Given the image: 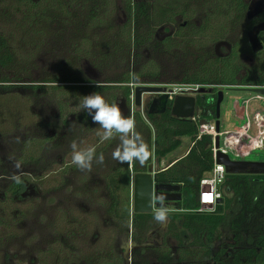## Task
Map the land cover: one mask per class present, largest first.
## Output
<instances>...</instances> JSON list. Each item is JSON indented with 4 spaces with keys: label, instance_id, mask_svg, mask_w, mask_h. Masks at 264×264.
I'll return each mask as SVG.
<instances>
[{
    "label": "rangeland",
    "instance_id": "1",
    "mask_svg": "<svg viewBox=\"0 0 264 264\" xmlns=\"http://www.w3.org/2000/svg\"><path fill=\"white\" fill-rule=\"evenodd\" d=\"M159 1L161 2L150 5L152 11H159L162 6H166L161 3L167 0ZM215 1L187 0L183 5V8L189 12L187 17L182 15L174 17L176 20L173 21L174 23L169 21L149 28L148 24H145L143 29L145 35L151 28L153 41L145 44L140 50H137L132 42L130 48L125 49L124 58L120 56L118 59L114 55L106 58L109 59L108 61H101L103 56L98 55L106 52L105 50L113 49L116 43L123 42L120 27L128 21L129 14L120 0L114 1L113 19L103 22L100 29L83 30L91 40L88 45L91 49L89 55L95 56L94 59L89 56L77 57L68 52L72 49L68 41L79 36L76 35L78 29L66 26L62 20L42 23L41 27L45 31L42 40L45 42L31 48L34 56L30 59L24 50L21 63L24 68L20 72L6 71L9 76H13V81L7 84L0 82V264H10L11 261L13 264H52L55 261L58 264H89L90 262L108 264L102 258L95 261L97 257L107 258L108 253H113L111 254L113 259L118 256L123 258L125 264H127L126 259L128 264H162V261L164 263V260L158 259L154 251L130 253L131 250L128 248L130 242H126L129 230L125 231L123 224L127 227H131L132 224V175L125 168L120 172V185L114 186L113 190L106 187L107 174L116 167L126 164L113 160L111 156L119 145V137L114 136L110 143L108 140L101 142L98 133L102 134L103 129L93 122L86 124L83 118V113L86 111L81 109V102L84 96L94 93L93 87L114 84L112 81L121 79L122 73L127 69L133 73L136 70L143 71L141 81L153 79L155 84L164 85L184 83L182 82L184 77L198 68V57L210 53L224 55L238 39H242L243 44L248 42V50L240 53L242 62L249 65L255 63L256 54L264 46L257 35L260 29H264V22L247 30L240 29V26L236 28L229 26L225 39L205 47L188 45L185 38L182 39L183 41L177 38L179 31L177 32L176 28L179 24L185 23L188 27L184 31L190 33V29H195L201 24L206 10L216 6ZM246 2H248L246 16H253L264 8V0H246ZM8 4H14V1L9 0ZM76 16L77 22L86 23L83 10L78 11ZM18 17L20 15L16 13L0 16V27L6 32L16 31L12 27L18 22ZM168 35L176 37L180 41V47L175 44V48H166L156 44ZM11 36L13 37L12 34ZM7 42L18 45V41L14 38H9ZM12 57V62H20V55L17 54L16 49ZM2 73L0 69V78ZM57 75L83 78L86 82L78 84L79 87L86 88L79 89L76 93L69 92L66 88L69 86L64 85L59 89H44L43 87L56 84L43 80ZM19 77L23 81L34 82H17ZM34 83L44 86H39L41 87L39 89L27 86ZM224 89L226 95L221 106V128L233 130L245 122L242 119L244 100L254 93L230 90L228 87ZM99 94L108 104L112 102L117 104L119 101L118 105L122 110L124 102L121 100L123 95L121 90L106 89L101 90ZM145 96L147 97L148 94ZM256 103L264 107V101L254 100L252 105ZM140 110L147 126L141 127V122H135L136 131L142 135L149 147L150 139L154 140V130L149 125L146 111L142 108ZM122 115L128 117V114L123 112ZM73 140L77 142L78 149L95 147L97 155L103 153L104 164L93 162L90 172L81 171L72 163L70 144ZM191 144V138L185 136L182 138V145L165 157L167 161L160 162L151 153L152 162L159 168L166 166L171 162V158L177 156L175 159H178L183 156ZM235 150L239 156L244 157L243 159L264 161V149L245 154L238 153L239 147ZM31 155L33 158L29 159L28 156ZM230 155L234 158L233 154ZM17 163L20 164L19 168L16 167ZM13 176H22L26 180V189L18 198L9 190V185L14 180ZM110 192L114 195L111 196ZM225 194L227 197H234V193L227 189ZM114 202L118 203V207L112 214L110 210ZM178 207L176 204L175 208ZM239 209L238 199L233 198L232 206L226 212L225 222L217 232L204 236L202 241L205 243L204 247L192 245L193 237L185 230L182 231L186 248L191 251V254L186 255L187 260L180 258L175 239L169 238L170 246L163 247V252L172 247L167 264H221V261L235 264L237 248L232 246L234 240L228 225L230 218ZM70 213L75 215L79 222L83 221L85 226L83 235L73 241V244L69 243L68 238L72 229L71 222L68 221ZM17 218L21 221L16 222ZM168 223L169 219L163 225L155 221L150 236L147 235L148 241L162 242ZM53 225L58 229L61 226L65 239L63 246L59 248L61 243L54 241L56 234ZM144 231V228L140 230L141 236ZM137 243L133 244L137 245ZM122 247H127L128 251L122 253L120 251ZM224 249L226 253L222 255L221 251ZM218 254L222 260L216 259Z\"/></svg>",
    "mask_w": 264,
    "mask_h": 264
},
{
    "label": "trees",
    "instance_id": "2",
    "mask_svg": "<svg viewBox=\"0 0 264 264\" xmlns=\"http://www.w3.org/2000/svg\"><path fill=\"white\" fill-rule=\"evenodd\" d=\"M14 4H8L9 0H0V16L16 13L20 15L17 18L18 22L14 24L12 29L16 31L6 32L3 27L0 30V69L3 71L0 82L7 84L13 81V76H9L7 72L16 70L21 71L24 66L22 55L24 50L29 59L33 57L32 47L40 45L45 41L42 36L45 34L41 27L43 22L62 20L66 26H71L79 36H76L68 41V45L72 47L68 52L77 57L89 56L93 59L95 56H90L91 50L88 46L91 42L83 30H96L102 27V23L108 19H113V12L115 0H11ZM187 0H167L161 4L159 11H152L150 5H155L159 0H120V3L128 12V21L120 27V32L123 42L116 43L113 49L105 50L98 56H103L101 61H108L114 56L118 59L120 56L125 57V49L133 46L140 50L145 44L153 41V33L150 30L145 35V24L148 28L158 26L161 23L174 21L177 15L187 17L189 12L183 8L184 2ZM215 7L206 10L202 17L201 24L195 28L190 29L187 33L184 30L188 27L180 26L178 39L188 41V45L195 44L197 47L210 46L212 43L226 38L227 31L230 27L236 28L240 26L244 29H251L254 24L264 19L260 16L258 18L248 20L246 17V7L248 2L246 0H216ZM5 7H9L8 9ZM4 10L6 13H4ZM85 12L84 19L86 23L80 24L76 21V14L78 11ZM6 21V20H5ZM111 26V25H109ZM108 26V27H109ZM85 30V31H86ZM81 31V32H80ZM41 33V37H39ZM13 35V37L10 35ZM96 34V33H95ZM94 34V35H95ZM9 38H14L18 41V45H12L7 42ZM176 37L169 36L164 41L157 42L158 45H163L166 48H175V44L180 47V41ZM193 38V39H191ZM259 38L264 45V30L259 32ZM238 39L232 45V50L224 55H217L210 53L198 57V68L193 70L189 75L182 80L187 83H201V84H216L226 86H264V46L257 54L255 63L249 65L243 63L240 57L241 51L248 50V42ZM123 44L124 47H123ZM12 45V46H11ZM123 47V48H122ZM17 50L20 55L18 63L12 62V53ZM37 49V48H36ZM124 54V55H122ZM97 56V57H98ZM33 60V59H32ZM30 60V61H32ZM7 71V72H6ZM18 74V73H16ZM144 72L136 70L133 75L128 69L122 73V78L117 80L119 82H128L131 77L138 80L143 76ZM17 76V75H16ZM17 82H34L23 81L18 78ZM48 83L56 84L49 87H43L47 90H54L62 88L61 86H69V92L76 93L79 89L86 87H79L78 83L86 82L83 78L76 76L57 75L52 78L43 80ZM36 82V81H35ZM116 82V81H115ZM138 82V81H137ZM143 82V81H141ZM32 88L39 89L44 85L28 84ZM99 88V87H98ZM126 96L129 97L130 87H126ZM217 95L207 94L204 97H199L198 108L202 110V116L206 118H216V104ZM142 120V118H140ZM149 121L153 126L155 132V154L160 159L166 157L169 153L177 150L182 145V138L189 136L192 144L188 153L176 160L167 170L160 172L157 178L160 182L175 183L183 186V197L180 201V213L172 216L170 224V232H176L180 221V228L188 231L194 238L193 244L196 246H203V238L206 233L216 232L221 224L226 220V212L232 206L233 198H237L240 209L229 220L230 232L233 235L237 248L235 256V264H264V174H246V173H227L223 187L228 191L234 193V197H225L217 205L216 210L212 213L198 212L200 207V193L201 180L208 177L214 168V153L212 149L213 137L211 135H204L198 138V127L192 119L175 118L170 115H163L156 117L149 115ZM47 141H45L46 143ZM27 156V155H25ZM28 156L29 159H32ZM27 159V158H26ZM24 177H20V183L15 180L9 185V190L15 197L22 196L25 191ZM113 196L114 194L110 192ZM16 198V199H17ZM118 203L114 202L111 206L110 213H115ZM67 213V212H66ZM137 218H145L146 223L152 214H136ZM69 222H71L72 229L70 230L69 243L73 244L79 235H83L85 226L83 221L77 220L75 215L68 214ZM118 217V215H117ZM4 221V220H3ZM6 221V220H5ZM20 222L21 219H15ZM123 224V223H122ZM4 225L5 222H4ZM149 224L147 223V226ZM54 226L55 242L64 243L65 239L61 230ZM58 229V232L56 230ZM123 229L128 230V227L123 224ZM174 236L183 244L181 233H174ZM63 246V245H62ZM185 252V251H184ZM223 254L225 250L222 251ZM189 254V252H186ZM185 256V255H184ZM103 259L108 264H125L121 257H97ZM109 258V259H108ZM13 264V261L10 262ZM52 264H58L56 261ZM89 264H96L90 262ZM227 264V262H222Z\"/></svg>",
    "mask_w": 264,
    "mask_h": 264
},
{
    "label": "flooded vegetation",
    "instance_id": "3",
    "mask_svg": "<svg viewBox=\"0 0 264 264\" xmlns=\"http://www.w3.org/2000/svg\"><path fill=\"white\" fill-rule=\"evenodd\" d=\"M247 7H246V10H247ZM246 15H247V13H246ZM178 16H181V15H177L176 17H178ZM260 16L264 17V8L261 9V10H258L253 16H246V17H247L248 20H252V19L258 18ZM174 22H176V20H174ZM174 22L171 21V23H174ZM262 22H264V19H262L261 21L257 22L256 24H254L252 28H254L256 25H258L259 23H262ZM181 25L182 26H186L185 23L184 24H179V26H177V28H176V31L177 30L179 31V27ZM244 30H247V29H244ZM261 30H264V29H260L258 31V34H257L258 35V39H260L259 38V32ZM169 36H172V35H168L167 37H169ZM167 37L163 38L160 41H164ZM160 41H159V43H160ZM261 42H262V40H261ZM231 50H232V47H230V51ZM229 52H227V53H229ZM133 74L134 73L131 72V75H133ZM112 82H114V84L96 85L95 87H93L94 93H98L99 94V93H101V90H106V89H117V90H121L122 91V94H123L121 96V100L124 102L123 108H122L121 111L124 114H126V115L128 114V117L130 116V117L134 118L135 122H141V127H145V125L147 126V123H145L143 121L144 119H143V116H142V112L140 110L141 108L143 109V111H146L147 120H148L149 123H150V121H149V115H153V116H156V117H160V116H163V115H170L172 117L178 118V117H176V116H174L172 114L171 106H172V102L174 100H171L169 96H168L169 99H168L167 104L164 105L163 102L161 101L160 95L158 93H145V94H148V96L146 97L145 94L143 95V104H142V106L139 107V106L136 105V103H135V89H136V87L138 85H140L141 78L138 79V80H135V79H133V77H131V79L128 82H124V83L123 82H119V81H116V82L115 81H112ZM143 82H145V84L148 83L147 85H159V86H161L163 88L165 86L166 87H169V88L171 86H173V84H169V85L155 84L156 82H154L153 79H149V81H143ZM184 83H187V82H184ZM190 84H197V83H190ZM199 84H201V83H199ZM202 85H205V86H203L198 92H193V95H195L198 98V100H199V97H204L207 94H212V95H217L218 96V91L219 90L224 89L225 87H229V86H222V85H216V84H202ZM127 86L130 87L129 97H127L126 96V93H125ZM202 89H205L207 92H202L201 91ZM208 90H211V92H208ZM162 93H163V91H162ZM179 95H191V94L190 93H188V94H185V93H177L176 96H175V98L177 96H179ZM118 103H119V101H117V104L116 105H118ZM112 104H113V102H112ZM196 110L197 111L198 110H201V109L198 108V101H197V108H196ZM83 114H84V117H83L84 118V121L86 122L87 125H89L92 122L91 116H89L87 112L86 113H83ZM140 118H142V120H140ZM149 125L151 126V128H153V126L151 125V123ZM153 137H154V140L152 138L150 139L149 151L151 153H153V155L158 159V161L161 162L163 158L160 159L159 156H157L155 154V132H154ZM108 142L109 143L112 142V139L108 140ZM174 162H170L166 166L163 165V167L159 168V167H156V164L154 162H152V158L150 156L149 159L145 163H143V164H141L139 162L126 163V164H124L122 166L116 167L115 169H113V170L110 171L111 173L107 174V177L105 179L106 187L113 190L114 189V186L120 185V181H119L120 172H122L126 168V170H128L129 172H131V175H132L131 176L132 177L131 181H132V184H133V200H134V180H135V175L137 173L149 172L151 170L153 172V174L155 175V182H157V183H164V182H160L158 180L157 175L160 172H162L164 170H167ZM19 177H22V176H19ZM24 181H26V180H24ZM164 184H175V183H164ZM225 197H226V194H225L224 198ZM229 198H231V197H229ZM165 204L172 205L174 207L177 204L179 207L177 208V210L175 212H173V213H171L169 215V218H168L169 219V223L166 226L167 229H166V231L164 233L163 241L161 242V241L157 240L154 243L149 242L148 241V237H147V235L150 236V232L152 231V228H153L152 226L154 225V222H155L154 217L153 216H152V218L149 217L147 219L146 223H145V221H144L145 218H142V217L141 218H137V216H136V214H152L153 215V211L150 212V213H136V212H134L133 204H132V216L130 215L131 218H132V224L129 222L131 224V227L130 226L128 227L129 232L127 233V240H126V242L127 241L130 242V246L128 247L131 250L130 253L133 254L134 251L141 252V253L146 252V251H152V252L154 251L158 255V259L160 258L161 261L164 260V263L162 261V264H167V262H168V255H170V253L172 252V247H169V250H167L165 252H163L164 251L163 247L170 246L169 245V242H168L169 241V238H174L175 241H176V245H177V248H178V251H179L180 258L182 260H187V257H186L187 254H186V252H189V254H191V251L188 248H186L187 247L186 240L182 236V231H184L185 229L180 228V221H177V225H179V227L176 230V232H170V228H169L170 227V224H171L172 216L179 214L180 211H181L180 210V201L171 200V201H166ZM147 223L149 224L148 226H147ZM143 228L145 230L144 231L145 233L143 234V236H141L140 235V230L143 229ZM178 232L181 233V236H182L181 238L183 240V244H181L179 242V240L174 236V233H178ZM186 232H188V231H186ZM214 233L215 232H211L210 234H214ZM206 234H208V233H206ZM78 235L80 237L82 236L80 234H78ZM151 235H153V234H151ZM193 240H194V238H193ZM139 241L141 242V244H140ZM134 242L135 243L138 242L139 244L138 243H137V245L136 244H133ZM234 243H235V240H234L233 244ZM132 245L134 247H132ZM192 245H194L193 242H192ZM194 246H196V245H194ZM204 246H205V243H203V246H200V247H204ZM224 250H225V252H224V254H225L226 253V249H224ZM120 251H122V253H124L125 251H128V249H127V247H122L120 249ZM222 251H221V254L223 255V252ZM111 254L113 255V253H108L107 256L108 257H111L112 256ZM219 258H220V260H222L221 257L219 256V254L216 255V259H219ZM126 263L128 264L127 259H126ZM134 264H136V263H134ZM137 264H139V263H137ZM221 264H222V261H221Z\"/></svg>",
    "mask_w": 264,
    "mask_h": 264
},
{
    "label": "built area",
    "instance_id": "4",
    "mask_svg": "<svg viewBox=\"0 0 264 264\" xmlns=\"http://www.w3.org/2000/svg\"><path fill=\"white\" fill-rule=\"evenodd\" d=\"M203 86L205 85L199 83H181L173 85L170 88L165 86L166 88L164 87L163 92L167 93L171 100H174L177 93H190L193 95V92H198ZM254 100L264 101V95L254 93L253 96L244 100L242 119L245 122L233 130H223L221 128L218 131L216 119L203 117L202 110H196L194 116L191 118L197 124L198 138L204 135H211L214 139L212 144L214 168L210 176L204 177L201 180V205L197 209L198 212H214L217 205L225 196L223 183L226 179L227 170L223 164L217 162L216 154L219 150L229 155L233 154V159H243L244 157L237 154L236 147L240 148L238 151L239 154H245L246 152L252 153L256 150L264 149V107L257 103L256 105H252ZM217 137L220 139L219 147L216 146Z\"/></svg>",
    "mask_w": 264,
    "mask_h": 264
},
{
    "label": "clouds",
    "instance_id": "5",
    "mask_svg": "<svg viewBox=\"0 0 264 264\" xmlns=\"http://www.w3.org/2000/svg\"><path fill=\"white\" fill-rule=\"evenodd\" d=\"M81 109L91 116L92 122L99 124L103 133H98L101 142L110 140L114 136L119 137V145L113 150L112 159L119 163H145L151 152L145 143L142 135L136 131L134 118L122 115L121 109L116 104H108L103 96L98 93H92L83 97ZM72 149V163L81 171H91L93 162L104 164L105 156L103 153L97 155L95 147L87 149H78L75 140L70 144ZM19 168L20 164L17 163ZM17 183H20L19 176H13ZM166 196L163 194L153 195L150 201V207L153 210L154 220L163 225L168 221L169 215L177 209L172 205L165 204Z\"/></svg>",
    "mask_w": 264,
    "mask_h": 264
},
{
    "label": "water",
    "instance_id": "6",
    "mask_svg": "<svg viewBox=\"0 0 264 264\" xmlns=\"http://www.w3.org/2000/svg\"><path fill=\"white\" fill-rule=\"evenodd\" d=\"M228 89L236 91L252 92L264 95V86H229ZM164 88L159 85L140 84L135 89V103L141 107L145 93H158L164 105L168 102V94L162 93ZM202 92H207L205 89ZM211 92V90H208ZM225 98V90L218 91L216 104V126L221 129V106ZM198 98L195 95H179L172 102V114L178 118L191 119L197 108ZM220 139L216 138V146L219 147ZM217 162L226 167L227 173L264 174V161L248 159H233L228 153L219 150L216 154ZM183 186L181 184H164L155 182V175L149 172L137 173L134 180L133 209L136 213H150V201L153 195L163 194L166 201H181Z\"/></svg>",
    "mask_w": 264,
    "mask_h": 264
},
{
    "label": "crops",
    "instance_id": "7",
    "mask_svg": "<svg viewBox=\"0 0 264 264\" xmlns=\"http://www.w3.org/2000/svg\"><path fill=\"white\" fill-rule=\"evenodd\" d=\"M189 149V148H188ZM188 153V151L183 155V156H185L186 154ZM183 156H180L178 159H180L181 157H183ZM177 157V156H176ZM176 157H173V158H171L170 160H171V162H176V160H178V159H175ZM164 161H167V160H165V157L162 159V162H164ZM170 163V162H169Z\"/></svg>",
    "mask_w": 264,
    "mask_h": 264
}]
</instances>
